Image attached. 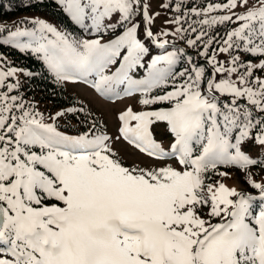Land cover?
I'll list each match as a JSON object with an SVG mask.
<instances>
[{"label":"snow or ice","instance_id":"1","mask_svg":"<svg viewBox=\"0 0 264 264\" xmlns=\"http://www.w3.org/2000/svg\"><path fill=\"white\" fill-rule=\"evenodd\" d=\"M56 3L78 31L0 23V46L135 107L115 134L83 103L46 114L21 91L34 74L0 54V264H264L251 171L264 169V0ZM121 144L147 162L127 164ZM221 167L258 194L227 186Z\"/></svg>","mask_w":264,"mask_h":264},{"label":"trees","instance_id":"2","mask_svg":"<svg viewBox=\"0 0 264 264\" xmlns=\"http://www.w3.org/2000/svg\"><path fill=\"white\" fill-rule=\"evenodd\" d=\"M191 2L192 0H190L189 6ZM195 2L201 5L207 3L208 0H195ZM25 11H39L58 25L65 26L73 32L78 31L70 18L63 13L56 0H0V17H10L12 14ZM21 17L22 15L14 18L20 19ZM0 50L10 54L9 60L12 64L26 66L34 74L31 77L23 76L21 91L26 99L36 103L39 110H47L48 108L58 110L74 104H77L76 106L81 104L77 102L78 96L68 90L67 84L58 83L44 62L36 55L21 53L18 49H13L9 45L0 46ZM80 118L83 119L84 117L81 115ZM70 119H72L73 124L76 123L74 118L70 117ZM61 123H64V121L61 120ZM64 130L67 131L68 129ZM253 171L255 174L259 172L257 168H253Z\"/></svg>","mask_w":264,"mask_h":264},{"label":"rangeland","instance_id":"3","mask_svg":"<svg viewBox=\"0 0 264 264\" xmlns=\"http://www.w3.org/2000/svg\"><path fill=\"white\" fill-rule=\"evenodd\" d=\"M151 2V12H155L156 10L159 9V4L161 0H150ZM206 4V3H205ZM205 4H201L199 6L203 7ZM191 6V5H190ZM238 11H243V9H238ZM22 15L21 19H15V16H20ZM172 15L171 12H169V16ZM43 18L51 23L57 24L47 16H45L43 13L39 11H25L22 13H17V14H12L10 17H0V23H5L7 25H16L19 21L21 20H26V19H31V18ZM195 18V17H194ZM168 19V16L166 15H160L156 20L155 24L153 26V31L156 32L158 31L162 25H164V21ZM58 25V24H57ZM235 27L236 25H232ZM165 27H173L172 25H166ZM223 31V29H218V31ZM141 37L143 35V24H141V30H140ZM171 39V37H169ZM153 51H157L153 49ZM188 51H192L189 49ZM0 54H3L4 56L7 57L9 60L10 54L5 53V51L0 50ZM19 68H24L29 71L28 67L26 66H21V65H14ZM114 70V69H113ZM23 79V75L21 76V80ZM67 88L72 94L77 95V102L83 103L86 107H90L91 110L95 112V114L102 116L104 123L107 125V131L110 134H115L116 133V128H117V121L115 119L116 114L121 111L125 106L127 105H132L135 107V99H129V98H124L122 100H116V101H109L106 98L101 97L94 89L91 87L83 84V83H77V84H72L71 82L67 83ZM32 101V100H31ZM79 104V103H78ZM77 104H74L72 106H76ZM42 109H40L41 111ZM60 110V109H58ZM57 110L54 109H47V110H42V112H45L46 114H52L55 113ZM163 126H161L162 128ZM62 130V129H61ZM161 129H157V132L159 133ZM157 139H160V136L157 135ZM168 145L165 144V147ZM117 147L120 149V154L124 157L126 160L127 164H132L134 161H140V162H147V157L141 154L137 149L134 147L127 145V144H121L117 145ZM252 152V155L255 157L256 156V150L254 148L249 149ZM258 174H255L253 169H251L254 178L257 181H264V169H259ZM221 171H227L231 175L229 178H225L224 182L227 184L229 187H236L237 190H242L247 193H251L254 195H257V191L255 193H252L251 188L247 182H246V177L244 176L243 172L238 169L237 167H230V168H225L221 167ZM213 180L218 179V177L213 176Z\"/></svg>","mask_w":264,"mask_h":264}]
</instances>
